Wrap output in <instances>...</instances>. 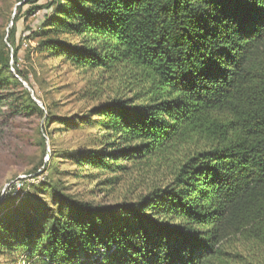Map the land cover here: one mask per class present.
Returning <instances> with one entry per match:
<instances>
[{"label": "trees", "instance_id": "obj_1", "mask_svg": "<svg viewBox=\"0 0 264 264\" xmlns=\"http://www.w3.org/2000/svg\"><path fill=\"white\" fill-rule=\"evenodd\" d=\"M39 2L17 7L43 11L37 52L88 77V109L46 125L89 128L68 154L76 177L133 195L93 204L49 185L48 204L0 214L6 264H264V0ZM16 20L0 40V124L44 117L18 79L32 88Z\"/></svg>", "mask_w": 264, "mask_h": 264}, {"label": "rangeland", "instance_id": "obj_2", "mask_svg": "<svg viewBox=\"0 0 264 264\" xmlns=\"http://www.w3.org/2000/svg\"><path fill=\"white\" fill-rule=\"evenodd\" d=\"M24 0H0V40L6 38L13 20L16 33L14 48L17 50L16 67L29 77L30 88L19 79L35 103L44 111V117H16L0 124V214L20 213L30 205L50 202L49 185L60 181L64 193L75 199L93 204H113L133 195L128 182L113 190H100L86 179L77 178L79 173L68 159V154L88 145L92 132L82 125L80 129L64 128L61 123L46 125V113L56 117H73L88 109L89 103L81 98L88 82L86 74L70 63L51 55L37 52V39L30 37L38 29L43 11L26 18L21 10ZM47 0H40L44 4ZM12 64L13 62L10 61ZM78 122V121H77ZM30 179L29 177H32ZM36 203V204H35ZM23 254L18 264H26ZM0 257V264H6Z\"/></svg>", "mask_w": 264, "mask_h": 264}, {"label": "built area", "instance_id": "obj_3", "mask_svg": "<svg viewBox=\"0 0 264 264\" xmlns=\"http://www.w3.org/2000/svg\"><path fill=\"white\" fill-rule=\"evenodd\" d=\"M30 179H32L33 178V176L32 177H29Z\"/></svg>", "mask_w": 264, "mask_h": 264}]
</instances>
